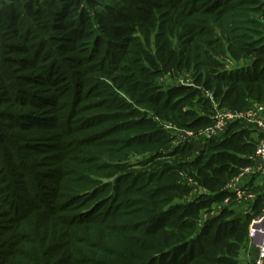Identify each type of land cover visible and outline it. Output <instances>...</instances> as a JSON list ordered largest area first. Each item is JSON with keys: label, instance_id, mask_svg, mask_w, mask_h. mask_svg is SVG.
<instances>
[{"label": "trees", "instance_id": "obj_1", "mask_svg": "<svg viewBox=\"0 0 264 264\" xmlns=\"http://www.w3.org/2000/svg\"><path fill=\"white\" fill-rule=\"evenodd\" d=\"M7 1L0 4V30L11 38L24 40L7 22L19 13L27 22L46 7V19L54 20L32 24V30L27 25L37 36V53L7 58L34 68L41 50L57 52L55 40L69 54L62 57L69 65L48 60L41 75L53 91L67 88L68 101L57 106L54 99H36L38 107L50 106L42 113L51 119L43 122L21 114L53 128L49 140L59 144L53 151L69 157L49 173L54 183L40 186L46 177L29 157L22 164L16 156L13 166L22 179L13 181H21L18 192L0 197V223L12 210L9 203L16 200L20 209L13 212L14 228L0 224V264H240L259 199L233 203L207 221L199 217L234 199L225 186L252 165L259 134L235 122L192 157L188 143L171 145L174 137L163 123L176 130L206 128L213 111L264 106V0ZM84 2L106 14L91 16ZM163 75H188L190 85L165 86ZM187 103L206 115L179 109ZM3 127L0 143L10 145ZM25 190L28 198L21 197Z\"/></svg>", "mask_w": 264, "mask_h": 264}, {"label": "rangeland", "instance_id": "obj_2", "mask_svg": "<svg viewBox=\"0 0 264 264\" xmlns=\"http://www.w3.org/2000/svg\"><path fill=\"white\" fill-rule=\"evenodd\" d=\"M99 1H100L99 3H101L102 6H105L108 3L111 4L110 2H108L109 0H99ZM4 2L8 3L7 0H0V4ZM115 5L120 6V3H117ZM83 6L85 9H87L88 12H90L91 16L94 14V12L95 13L96 12L105 13V10H102L100 6H93L87 2H84ZM46 10L48 9L46 7H43L40 10L41 15H39L38 17H32L31 20H27V22L24 21V18H26V16H22V14L20 13L14 16L15 17L14 21L13 20L7 21L8 23H11L9 28H11L12 31H15L14 35L24 37V40H21L20 38L16 39L14 37L11 38V35H5V31L0 30V70L4 69L5 71V75L0 74V110L2 111L0 113V126H1V131L6 130L3 127V125H6L8 127V133L7 132L5 133H7V135H10V138H11L10 145H6L5 143H0V164L1 165L6 164L8 168H10V165H12L11 169L9 170L6 169L8 170V172L5 170V167H3L5 172L0 168V192H1L0 197H3L6 194H10L12 192H18L17 190L19 188L21 181L19 180L18 184H15V182L13 181H18V179L21 178L22 176L21 173L23 174V172H20L19 169H16V167L13 166L15 164V159L17 155L23 158L22 164H25L24 162L25 157H29L28 159L29 161L32 162L31 165L33 166V169L40 171V173H42V176L46 177V178L39 179L37 185H40V186L42 183H46V184L52 183L53 184L54 180L53 178H50L51 176L49 173L54 172L53 169H55L57 163L59 162V160L62 159V157H69V155H67L66 153H63L64 151H56V152L53 151V147H56L57 145H59V144H52L51 140H49L48 135L51 133H55V130L53 128L46 126V124H43L42 126L35 125L34 122H28L30 121L29 119H31L32 117L27 118L21 115V114L23 115L30 114L31 116L35 115V117H38V118L42 116L40 120L41 122H43V120L50 118L51 115L42 113V110L44 109L48 110L50 109V106H46V108H40L38 107V105L34 104L37 101L36 99H39V98H44L47 100L54 99L57 106L61 102L65 101L64 103H66L68 101L67 97H69V94H68L67 88H60L58 91L57 89H55L53 91L51 86H48L47 82H45L44 78L41 76L42 73H45L47 71L48 64L50 63L49 61H54V60L61 61L64 65L66 66L69 65V62H63L65 58H62L65 56L67 57L69 55L68 52L64 54V51L61 48V44L58 43L57 40H55L53 42L54 43L53 46L51 47L56 49L57 52H52V54H50L48 50H45V49L41 50L40 56L36 58L37 60L32 61L34 68H29L28 66L25 65L24 62H21L20 60L19 61L11 60V59H17V58L20 59V58L29 57V55L33 54V50H35L36 53L39 51L38 44H37V36L36 34H33L35 32L29 33L27 25L32 30L33 25L36 24L37 22L53 24L54 20L50 21V18H49V21H48L46 19V13H47L45 12ZM1 11H2V8L0 7V12ZM35 19H38V20H35ZM7 22H4V23L6 24ZM92 23H93L94 28H96L97 24H96V21L94 20V17L92 18ZM40 25H43V24H40ZM90 38L91 37L87 39H90ZM9 45L19 47L20 49L19 53H22V54H18V55L8 54L9 50L7 47ZM57 45L60 49L56 48ZM21 48L25 49L26 52H22ZM84 51L85 50L83 49V51H81L80 53H83ZM7 57H10L11 59ZM30 80H34V81H30ZM159 83L165 86H169V85L188 86L190 85V79L188 75H183L181 77H176V78H172L169 75H163L159 79ZM18 87H20L21 90L18 92H15V90H17ZM46 91H50V93H46ZM23 92H25L26 95H24ZM204 96L210 99V94L208 92H204ZM200 97L199 99H201ZM56 105L54 106V108L56 107ZM195 105L197 104H191V105H189V103L182 104L181 108L179 109L183 111L185 110L193 111V112L198 113L199 115H206L205 111L201 107H198ZM250 110L252 109H249L245 112H248ZM218 111L220 110H216L215 112L213 111L211 115L212 119L214 117V114ZM59 112H61V114L63 115V112H64L63 108L59 110ZM10 115L14 118V120H8V117ZM2 117H6L7 120L3 121ZM260 118L264 120V114L261 116H257L255 119H260ZM155 121L157 122L159 120L156 118ZM61 122L62 120H60L59 125ZM243 123L247 124L245 122ZM77 124L78 122L74 121L72 123V126H76ZM72 126L70 125V129H72L71 128ZM163 126L165 129H168V131L174 137V141L171 144L174 147L176 145H183L184 143H188L189 145H191L192 151H193L195 143L202 142V140L198 136V133L202 129H204L205 126H199L191 130H187V129L186 130L185 129L176 130L174 128V125L168 122L163 123ZM59 130L60 131L58 132L62 133L63 131L62 126H59ZM256 134L257 136L259 134V137H260L261 136L260 134H264V132L262 130H258ZM20 135H24V137H26L27 135H30L32 139L26 141L25 143L24 139L21 138L22 136L20 137ZM252 160H254V158ZM256 162H258V160H256ZM253 164H254V161H252V165ZM256 169L257 167L255 168V170ZM44 172H46V174H44ZM248 179L249 177L245 175V180H248ZM251 179L252 180L249 183L258 185L256 187H251V188L260 190L262 187L261 184H263V181H262L263 179L259 178L258 174H254L251 177ZM10 181H12L11 182L12 184L9 183ZM251 188L249 189L252 190ZM198 191L199 190L196 189L195 193H198ZM46 192H48L47 189L43 188L42 195H46ZM21 193H23L21 197L23 198L29 197V194H26L27 193L26 190ZM44 197L47 198L49 197V195L44 196ZM44 197H40V201H42ZM49 199H53V198L50 197ZM221 203L223 202L214 204L211 207L210 213L208 214L201 213L199 217V222L207 221L208 218L214 215L215 212L218 213V209H220V207L223 206V204ZM18 205L19 203L16 200L12 201V204L9 203V206L12 208V210L10 213H7V215L5 216L6 219L4 220L3 223L1 222L0 224L5 225V227H10V226L13 228L15 227L14 224L18 220L15 217L18 215L14 214L13 212L20 209ZM37 205H39V203ZM22 210H24V208H22ZM5 227L2 233L6 232ZM256 245H257V241H254V242H250V246H249V239H248V246L246 248V252L241 255L242 258L240 260V264H252L253 259L255 257V252H256L255 246ZM249 248H251V251H252L250 253L248 252Z\"/></svg>", "mask_w": 264, "mask_h": 264}, {"label": "built area", "instance_id": "obj_3", "mask_svg": "<svg viewBox=\"0 0 264 264\" xmlns=\"http://www.w3.org/2000/svg\"><path fill=\"white\" fill-rule=\"evenodd\" d=\"M207 94V93H206ZM254 108V109H253ZM252 110L243 113H232L228 110H220L214 114L213 122L210 126L202 129L198 136L205 143L215 137L223 135L227 129L235 122L243 121L250 124L254 131L262 130L264 132V120L255 119L264 114V106L256 105ZM256 141L254 164L244 169H240L238 174L225 186V190L234 195V199H226L232 203L260 201V212L252 219L248 228L249 246L250 242L257 241L255 246V257L252 264H264V134ZM258 160V162H256ZM259 163V164H257ZM257 169L255 170V168ZM254 174L263 179L261 189H249V181L245 180V175L251 179Z\"/></svg>", "mask_w": 264, "mask_h": 264}, {"label": "crops", "instance_id": "obj_4", "mask_svg": "<svg viewBox=\"0 0 264 264\" xmlns=\"http://www.w3.org/2000/svg\"><path fill=\"white\" fill-rule=\"evenodd\" d=\"M203 148H204V143H203V142L195 143V145H194V149H193V151H192V157H196V156L200 153V151L203 150ZM251 180H252V179H248V180H246V181H249V182H250ZM249 184H250V186H248L249 188L258 186V185H254L253 183H249ZM221 204H223V203H221ZM232 204H233V203L230 202V201H228L227 203L223 204V206H221L220 209H218V213H219L224 207H229V206H231ZM218 213L215 212L214 215H212L211 217L208 218V220L211 219V218H213V217H215ZM248 252H249V253L252 252V251H251V248L248 249ZM241 258H242V257H241Z\"/></svg>", "mask_w": 264, "mask_h": 264}]
</instances>
